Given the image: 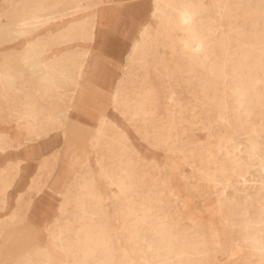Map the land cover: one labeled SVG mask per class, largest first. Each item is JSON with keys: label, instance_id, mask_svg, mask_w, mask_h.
Segmentation results:
<instances>
[{"label": "rangeland", "instance_id": "rangeland-1", "mask_svg": "<svg viewBox=\"0 0 264 264\" xmlns=\"http://www.w3.org/2000/svg\"><path fill=\"white\" fill-rule=\"evenodd\" d=\"M0 264H264V0H0Z\"/></svg>", "mask_w": 264, "mask_h": 264}, {"label": "bare ground", "instance_id": "bare-ground-1", "mask_svg": "<svg viewBox=\"0 0 264 264\" xmlns=\"http://www.w3.org/2000/svg\"><path fill=\"white\" fill-rule=\"evenodd\" d=\"M48 19H49V18H48ZM135 36H136V34H135ZM135 36H134V38H135ZM132 37H133V35H132L130 38H132ZM130 38H129V39H130ZM134 38H133V39H134ZM133 39H132V40H133ZM132 40H131V41H132ZM134 40H135V39H134ZM134 40H133L132 42H130V40H129V41L127 40V42H128L129 45H130V43L133 44ZM126 44H127V43H126ZM126 44H125V45H126ZM127 46H128V45H127ZM130 46H131V45H130ZM130 46H129V47H130ZM125 48H127V47H125ZM127 49H128V48H127ZM109 50H110V49H109Z\"/></svg>", "mask_w": 264, "mask_h": 264}]
</instances>
